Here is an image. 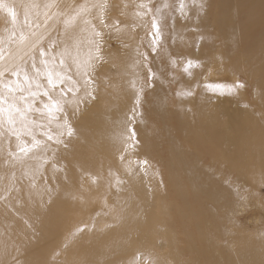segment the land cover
Masks as SVG:
<instances>
[{
	"label": "bare ground",
	"instance_id": "6f19581e",
	"mask_svg": "<svg viewBox=\"0 0 264 264\" xmlns=\"http://www.w3.org/2000/svg\"><path fill=\"white\" fill-rule=\"evenodd\" d=\"M111 2L0 0V17L4 21L0 31V52L3 54L0 68L9 69L0 83L13 81L15 77L11 70L21 64L30 77L34 76L32 56L37 57V67L43 69L38 57L39 49L43 48L52 70L71 78L65 79L51 95L58 96L60 88L78 89L63 97L66 103L64 112L58 114L60 122L66 119L74 134L69 137L65 132L60 137L61 143L49 141L37 132L41 146L25 155L19 151V146L24 142L30 146L31 138L22 136L18 141L7 130V124L0 126V264H142L145 259L151 264H183L167 193L158 191L153 185L162 179L158 175H149L146 169L137 168L136 159L147 148L149 132L146 119L138 112V73L133 59L112 61L120 74L115 79V88L104 95L102 104H96L97 95L90 86L91 77L103 66L100 64L103 54L100 38L107 32L105 14ZM212 3L213 0L185 2L184 10H179L182 20L179 24L206 28L207 11L212 8ZM218 3L217 8L214 6L220 16L208 21L223 25L227 0ZM84 6H87V12L76 28L68 30L71 35H66L65 21ZM190 6L196 8L194 17L190 16ZM162 11L159 9L158 12L160 19ZM84 18L90 25L82 22ZM228 19L226 17V21ZM92 26L99 36L93 35ZM121 34L119 31L109 36L120 38ZM183 37L177 39L183 40ZM37 41L39 43L33 49L32 45ZM151 41L152 37L149 39L152 46ZM77 42L78 48L75 47ZM235 44L230 42L229 47L235 48ZM66 45L71 48L72 55L78 54L81 60L91 54L87 85L70 58L63 57L65 66L61 67L60 53ZM196 61L202 64L200 56ZM221 63L219 61V65ZM163 70V67L153 70L154 105L161 111L166 133L171 137L172 153L178 158V165L183 163L185 168L184 172L173 168L172 187L186 207L197 204L196 210L183 211L188 215L178 214L188 216V221L190 217L195 220L200 239L211 251L208 264H264V236L255 239L241 234L240 223L236 220L243 199L241 188L250 184L251 176L256 173L259 182L264 179V130L261 126L257 130L240 127L244 120V124L251 122L256 128L258 116L246 114L235 125L226 122V128L219 130L215 128L219 114L215 113L208 122L195 129L200 118L195 108L201 102L192 93L191 86H197L202 79L193 72L180 79L179 105L172 111L179 127L175 129L165 110L168 84L165 86ZM257 73L259 81L254 91L259 106L264 103V73L257 71L255 75ZM37 79L41 91L48 88L43 75ZM33 90H36L35 82ZM4 95L7 97L6 92ZM46 102L43 95L33 100L36 108H42ZM17 103L23 107L22 103ZM29 117L48 124L47 117L39 112L33 111ZM55 124L54 121L48 125L54 137L60 131ZM175 130L185 139L200 136L219 144L223 141L225 145L235 141L246 144L247 148H241L242 156L255 153L256 160L247 163L250 170L243 172L240 183L221 182L197 154L174 138ZM89 157L93 160L95 175L90 172ZM183 173L185 178L180 175ZM186 236V245L197 248V237Z\"/></svg>",
	"mask_w": 264,
	"mask_h": 264
},
{
	"label": "rangeland",
	"instance_id": "374dc122",
	"mask_svg": "<svg viewBox=\"0 0 264 264\" xmlns=\"http://www.w3.org/2000/svg\"><path fill=\"white\" fill-rule=\"evenodd\" d=\"M213 1L212 8L209 7L207 11V18L210 21L220 16L215 6L217 8L218 1L221 0ZM185 2L190 3L191 0H112L105 14L107 32L100 38L103 44L100 64L103 66L91 77L90 86L95 96L97 95L96 104H102L104 95L115 88V79L120 74V69L115 67L112 61L123 58L133 59L138 73L136 89L138 112L146 119L149 132L147 148L136 159L137 168L146 169L149 175H158L162 179L161 182L153 185L158 191L167 193L175 218L183 264H199L198 254H200V264H208L211 251L207 249L204 240L200 239L195 220L190 217L188 221L186 219L188 214L183 213V211L196 210L197 204L186 207L172 187L173 168L181 172H184L185 168L183 163L178 165V158L172 153L171 137L166 133L161 111L154 105L155 95L151 91L153 78L150 76L156 67L164 68L165 86L168 84L165 110L169 113L171 125L175 129L178 123L172 111L179 105L180 79L194 72L197 78L202 79L197 86H191L192 93L197 99L200 98L198 100L201 102L200 106L195 108L196 113L200 115L195 129L208 122L210 116L218 113L216 129L223 130L227 123L235 125L243 120L246 114H251L258 116L256 128L251 122L244 124V120L240 127H243V130H257L261 126L264 130V103L258 106L254 91L257 88L256 82L259 81L258 73L257 75L255 73L257 71L264 73V66H261L264 65V0H227L224 6V24L214 25L207 20L206 28L203 29H195L192 24H179L182 22L179 10ZM161 3L164 5L163 9ZM159 9L163 10L162 19L158 16ZM189 9L192 11L190 16L194 17L196 8L190 6ZM226 17L229 18L227 21ZM154 18L161 25L163 35L161 47L155 50L149 44L154 31L152 28ZM3 28L4 21L0 17V31ZM119 31L122 33L120 38L109 36ZM182 35H184L183 40L177 39ZM230 42H235L236 47L230 48ZM198 56L202 58V64L196 61ZM189 61H191L190 66ZM219 61L222 62L221 65ZM239 84L244 86L235 87ZM84 114L85 112L82 116ZM174 134V138L186 149L197 154L203 164L215 172L221 182L231 185L240 183L243 172L250 170L247 163L255 161L257 157L255 153L242 156L241 148L244 150L248 145L239 144L237 141L225 145V141L219 144L204 140L200 136L185 139L176 130ZM92 161L89 157L88 162L91 165L89 169L95 175ZM256 174L250 178L252 181L250 184L254 183L253 186L248 183L249 185L241 188L243 199L236 214V220L240 223L239 232L255 239L264 236V179L259 182ZM180 175L185 178L184 173ZM255 178L256 184L259 182L257 185L254 182ZM187 234L197 237L195 244L197 248L193 245L189 248L186 245ZM142 264L151 263L145 259Z\"/></svg>",
	"mask_w": 264,
	"mask_h": 264
},
{
	"label": "snow or ice",
	"instance_id": "6c2138e0",
	"mask_svg": "<svg viewBox=\"0 0 264 264\" xmlns=\"http://www.w3.org/2000/svg\"><path fill=\"white\" fill-rule=\"evenodd\" d=\"M2 6V5H0ZM97 5H93L96 7ZM102 7V5H101ZM142 7H147V5H142ZM201 7L203 5L201 4ZM88 10L87 6L81 7L78 10H75V14L72 15L68 20L65 21V33L66 35H71L69 29H74L77 27L78 23L81 20V17L84 16ZM184 10V6H181V11ZM13 18L15 13L12 12ZM84 24L90 25V21L87 18H84L82 21ZM93 27V35L99 36L100 33L95 31ZM152 28V46L154 49L161 47V40L163 39L162 27L157 21L156 18L153 19ZM73 40L76 38L73 36ZM91 43H96L95 41H90ZM39 41L32 45V48L35 49ZM52 43V47H55V43ZM78 42L75 44V47L78 48ZM47 52L40 48L38 52L39 63L43 65V69L37 67V57L32 56V70L34 76L30 77L28 71L24 68L23 64L12 69V75L15 77L13 81L8 82L7 84L0 83V126L4 124L8 125V131L11 135L15 136L19 141L22 136H28L31 138L32 143L29 146L26 142L21 143L19 146V151L27 155L33 149L41 146V141L36 138V133L39 132L40 135L47 138L49 141L55 143H61L60 139L66 132V134L71 137L74 134V129L68 124V121L65 119L63 122H60L59 113L64 112V103L66 101L63 99L68 92H73L72 87L67 90L60 88L58 96H53L51 93L57 89L59 85H62L65 79L71 80L70 77H66L63 72H54L52 66L49 64V61L46 59ZM62 59L60 60L61 67L65 66V59L63 57H68L71 59L72 63L76 65L77 71L85 77V85L89 83L87 76L89 74V69L91 67V54L87 59L81 60L79 55H72V50L69 46H65L60 53ZM143 55V54H141ZM3 58L2 52H0V59ZM191 61H189V66ZM187 71V69H185ZM9 71L7 67L0 68V81H2L4 73ZM43 75L47 80L48 88L41 91V84L38 81V77ZM150 78H154V73L151 74ZM22 81V82H21ZM35 82V91L33 90V83ZM243 84L236 85L235 87H243ZM4 92L7 93V97L4 95ZM27 93V95L17 96L16 93ZM224 94V93H221ZM40 95H43L47 98V102L43 104L42 108H36L33 100L38 98ZM32 98V99H30ZM19 101L23 104V107H20L17 103ZM33 111L39 112L42 116H46L48 124L43 122H38L32 120L29 117V114ZM56 122L55 126L60 131L54 137L51 133V129L48 127L49 124ZM19 125V126H17ZM134 129L132 130L134 134ZM146 163V162H145Z\"/></svg>",
	"mask_w": 264,
	"mask_h": 264
}]
</instances>
